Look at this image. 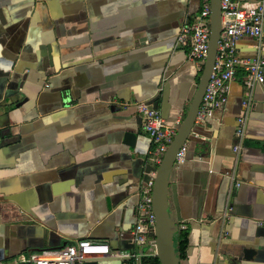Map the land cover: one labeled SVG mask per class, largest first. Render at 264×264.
<instances>
[{
    "label": "crops",
    "instance_id": "crops-1",
    "mask_svg": "<svg viewBox=\"0 0 264 264\" xmlns=\"http://www.w3.org/2000/svg\"><path fill=\"white\" fill-rule=\"evenodd\" d=\"M202 1L0 0V264L82 238L150 252L133 230L140 188L159 164L136 104L152 103L168 125L184 119L204 63L176 36ZM237 54L264 59V40L242 38ZM246 75L239 64L226 103L195 124L186 159L171 170L176 264H264V85L254 89L241 154L232 152Z\"/></svg>",
    "mask_w": 264,
    "mask_h": 264
},
{
    "label": "built area",
    "instance_id": "built-area-1",
    "mask_svg": "<svg viewBox=\"0 0 264 264\" xmlns=\"http://www.w3.org/2000/svg\"><path fill=\"white\" fill-rule=\"evenodd\" d=\"M220 9L221 28L215 62L195 124H203L212 117L215 110L226 103L229 84L235 76L237 66L242 64L247 73L244 82L246 92L242 101L244 112L237 118L235 143L232 146V152L237 159L243 149L248 114L255 105L254 89L256 86L264 85V59L259 55L249 59L239 58L237 43L245 37L253 38L259 44L264 40V0H220ZM210 14V1L203 0L199 13L193 21L182 25L176 36L177 44L189 45L188 57L196 64H203L208 54ZM136 107L141 115L143 128L153 142L152 153L159 164L180 121L177 120L175 124L168 125L159 109L149 102H138ZM186 152L187 146L184 144L178 151L176 163L184 162ZM239 185L240 182H236L235 186ZM152 186L153 180H148L140 188L141 214L133 230L134 243L140 248L149 246L150 252L141 250L136 254L115 253L107 243L82 238L56 249L32 253L20 264H79L89 256L131 257L138 260L147 254L155 256L154 239L148 237L149 231H152L155 225V216L152 211Z\"/></svg>",
    "mask_w": 264,
    "mask_h": 264
},
{
    "label": "water",
    "instance_id": "water-1",
    "mask_svg": "<svg viewBox=\"0 0 264 264\" xmlns=\"http://www.w3.org/2000/svg\"><path fill=\"white\" fill-rule=\"evenodd\" d=\"M209 1L211 9L209 50L203 65L198 88L190 108L182 122L177 127V131L159 163L156 176L153 180L152 211L155 216L154 245L156 250L155 256L158 258L160 264H176L171 241V236L176 232V229L169 227L165 201L166 189L171 170L176 164L178 151L190 138L191 133H193L196 116L202 104L206 86L216 57L217 41L221 28L220 0Z\"/></svg>",
    "mask_w": 264,
    "mask_h": 264
},
{
    "label": "trees",
    "instance_id": "trees-1",
    "mask_svg": "<svg viewBox=\"0 0 264 264\" xmlns=\"http://www.w3.org/2000/svg\"><path fill=\"white\" fill-rule=\"evenodd\" d=\"M186 242H187V236L185 233L180 236V252L183 253L184 249L186 247ZM140 264H160L158 258L156 256L152 257H145L144 259L141 260Z\"/></svg>",
    "mask_w": 264,
    "mask_h": 264
},
{
    "label": "rangeland",
    "instance_id": "rangeland-1",
    "mask_svg": "<svg viewBox=\"0 0 264 264\" xmlns=\"http://www.w3.org/2000/svg\"><path fill=\"white\" fill-rule=\"evenodd\" d=\"M171 240H172V236H171ZM174 242V241H173Z\"/></svg>",
    "mask_w": 264,
    "mask_h": 264
}]
</instances>
